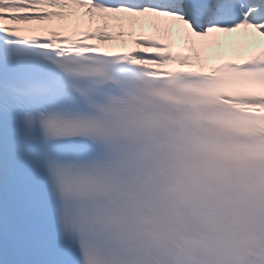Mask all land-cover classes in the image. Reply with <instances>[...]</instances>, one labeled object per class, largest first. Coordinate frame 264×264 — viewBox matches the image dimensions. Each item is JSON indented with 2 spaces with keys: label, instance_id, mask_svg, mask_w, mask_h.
Segmentation results:
<instances>
[{
  "label": "snow or ice",
  "instance_id": "1",
  "mask_svg": "<svg viewBox=\"0 0 264 264\" xmlns=\"http://www.w3.org/2000/svg\"><path fill=\"white\" fill-rule=\"evenodd\" d=\"M0 264H264V0H0Z\"/></svg>",
  "mask_w": 264,
  "mask_h": 264
}]
</instances>
